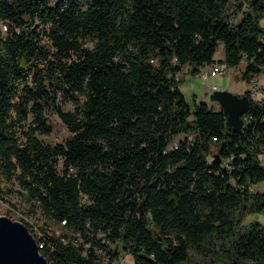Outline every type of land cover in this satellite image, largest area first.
Wrapping results in <instances>:
<instances>
[{
	"label": "trees",
	"instance_id": "obj_1",
	"mask_svg": "<svg viewBox=\"0 0 264 264\" xmlns=\"http://www.w3.org/2000/svg\"><path fill=\"white\" fill-rule=\"evenodd\" d=\"M232 1L0 0V170L28 213L60 225H40L47 259L44 237L56 264H101L84 243L106 237L136 264H264V222H246L264 214V190L252 189L264 179V96L244 91L243 141L221 105L192 106L180 88L188 64L264 73V0L231 13ZM49 107L72 131L64 141L40 136L53 129Z\"/></svg>",
	"mask_w": 264,
	"mask_h": 264
},
{
	"label": "rangeland",
	"instance_id": "obj_2",
	"mask_svg": "<svg viewBox=\"0 0 264 264\" xmlns=\"http://www.w3.org/2000/svg\"><path fill=\"white\" fill-rule=\"evenodd\" d=\"M236 0H233L230 4V12H233V8ZM78 3L81 7H86L88 4V0H78ZM243 12L240 11L238 16H242ZM94 40L87 38L85 40V45L94 46ZM48 45L52 48L50 42ZM224 49L223 45H220L216 54L215 59L219 60L224 58ZM245 67V62H241L238 66H230L227 73H222L217 76H210L209 78H205L202 73L204 68L201 71L194 72L191 70V65H185L183 69L179 73L180 80V88L183 91L188 102L193 106L195 100L201 101L205 100L209 105L219 108L220 103L217 100H211L210 95L213 92L211 90L212 85H217L219 89L231 90L237 93H244V91L251 88V81L246 79H242L240 74L243 68ZM262 74V73H261ZM260 75V74H259ZM258 75V76H259ZM264 78V75H262ZM59 102L62 104L65 110L74 109V101L71 99H63L61 98ZM45 114L48 115L53 129L50 133L40 134V136L46 140L51 142L64 141L71 134L72 131L68 128L67 124L62 120L58 112L52 110L50 107L46 108ZM33 115H30L28 118V122L31 121ZM264 162V161H263ZM62 160L59 161L58 166L61 167ZM253 190H264V179L260 180L252 186ZM30 207V201L27 199L26 194L24 193V189L20 186L17 179L7 178L4 173L0 170V214L8 215L9 217L22 220L25 218L31 223L32 227H28L31 234L34 236L35 232L41 234V227L46 223L45 221H50L51 226L47 228L54 230L55 233L60 235L61 228L60 225L56 222H52L49 220L44 214L37 209L36 213H28V209ZM261 220L264 222V214L263 213H254L250 214L246 217V222H250L252 220ZM43 223V224H42ZM42 235V234H41ZM39 237L40 235H36ZM127 261H132L130 257H128Z\"/></svg>",
	"mask_w": 264,
	"mask_h": 264
},
{
	"label": "water",
	"instance_id": "obj_3",
	"mask_svg": "<svg viewBox=\"0 0 264 264\" xmlns=\"http://www.w3.org/2000/svg\"><path fill=\"white\" fill-rule=\"evenodd\" d=\"M210 98L219 101L226 116V126L239 132L244 141V115L251 106L249 96L246 93L216 89ZM0 264H48L28 227L21 220L1 214Z\"/></svg>",
	"mask_w": 264,
	"mask_h": 264
},
{
	"label": "built area",
	"instance_id": "obj_4",
	"mask_svg": "<svg viewBox=\"0 0 264 264\" xmlns=\"http://www.w3.org/2000/svg\"><path fill=\"white\" fill-rule=\"evenodd\" d=\"M264 4V3H263ZM229 65L224 60H219L214 64L208 65L204 67L202 75L205 78H209L210 76H217L222 73H227L229 70ZM251 88L249 89L250 95L254 98H261L264 96V82L259 81L258 76H254L251 80ZM219 89L217 85H212L211 90L214 91ZM246 114L244 115V120L246 122ZM245 124V123H244ZM193 134H190V138ZM216 139V137H213ZM260 159L262 162L264 161V152L259 154ZM22 221V220H21ZM23 222V221H22ZM24 223V222H23ZM66 223V220H65ZM25 224V223H24ZM26 225V224H25ZM27 226V225H26ZM27 227H32L31 225ZM81 230H75L74 236H68L70 239L77 242L79 245L80 241L82 240ZM35 235H41L40 233L35 232ZM102 236V235H99ZM35 238V236H34ZM46 244H47V251L48 254V264H56V259L52 256L51 252L56 249V242L53 239L44 237ZM90 248L95 250L96 256L95 260L100 262L101 264H136L135 258L131 252H128L123 248L121 242L119 240L112 241L110 238L103 237L100 243L87 241L84 243V250L83 254L88 255L90 253ZM128 257L132 259V261H127ZM66 264H72L71 262H67Z\"/></svg>",
	"mask_w": 264,
	"mask_h": 264
},
{
	"label": "bare ground",
	"instance_id": "obj_5",
	"mask_svg": "<svg viewBox=\"0 0 264 264\" xmlns=\"http://www.w3.org/2000/svg\"><path fill=\"white\" fill-rule=\"evenodd\" d=\"M64 224V223H63ZM36 236V235H35ZM41 236V235H40ZM45 236V235H44ZM36 238H39V237H35V240H36ZM41 238V237H40ZM59 238H60V236H59ZM64 240V242L65 243H67L68 242V240L67 239H63ZM74 241V240H73ZM36 242H37V244H38V248H39V252H40V249L41 248H43V244L42 243H39L37 240H36ZM75 242V241H74ZM77 243V242H76ZM41 253V252H40ZM45 257V256H44ZM45 259L47 260V262H48V259L45 257Z\"/></svg>",
	"mask_w": 264,
	"mask_h": 264
},
{
	"label": "crops",
	"instance_id": "obj_6",
	"mask_svg": "<svg viewBox=\"0 0 264 264\" xmlns=\"http://www.w3.org/2000/svg\"><path fill=\"white\" fill-rule=\"evenodd\" d=\"M262 75H264V73L260 74L259 77V81L264 82V78L262 77Z\"/></svg>",
	"mask_w": 264,
	"mask_h": 264
}]
</instances>
